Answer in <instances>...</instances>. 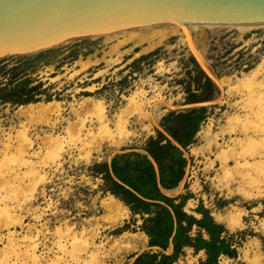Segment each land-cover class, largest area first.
I'll use <instances>...</instances> for the list:
<instances>
[{"label": "rangeland", "instance_id": "374dc122", "mask_svg": "<svg viewBox=\"0 0 264 264\" xmlns=\"http://www.w3.org/2000/svg\"><path fill=\"white\" fill-rule=\"evenodd\" d=\"M153 24L0 56L2 75L42 53L31 65L20 66L33 80L30 86L42 83L41 93L36 95L39 101L30 103L59 101L64 107L59 124L52 129L41 123L45 117L41 113L19 114V107L29 103L0 102V264H30L33 244H37L35 253L42 264H130L135 253L149 250L148 238L138 227L139 215L132 216L121 200L101 189L103 180L93 174L92 166L109 163L124 152H145L148 137L163 130L160 121L164 115L195 106H205L207 117L195 142L184 152L189 162L184 179L177 190L164 191L179 197L177 202L185 196L184 208L190 213L199 216L197 209L204 207L229 232H241L237 259L221 257V263L264 264V26L241 30L193 23V39L208 68L219 78H229L230 85L229 92L216 101L222 92L208 77L215 88L212 98L187 103L185 86L193 90L202 87L207 75L189 51L177 23L172 28L167 21ZM151 39L157 44L146 49ZM260 62L256 81L261 84L249 87L237 81ZM154 86L172 107L149 129L145 128L147 121L135 124V136L121 148H105L103 154L90 159L77 151L74 156L65 152L55 159L50 154V142L43 137L54 134L69 140L65 128L80 116L70 104L77 107L83 97L92 96L102 102L109 118H114L133 91L143 89L149 98L156 93ZM47 96L51 100L46 101ZM55 116L51 115L52 121ZM85 116L89 125V113ZM23 132L32 141L30 146L25 145ZM216 134L217 139L208 145L207 140ZM31 165L45 174L36 184H32ZM110 195L120 202L114 209L103 203ZM5 201L15 218L7 225L2 211ZM58 239L67 250L77 251L85 242L87 248L78 251L74 259L57 247ZM10 245L18 256L11 254ZM200 257L186 249L175 264H198Z\"/></svg>", "mask_w": 264, "mask_h": 264}, {"label": "trees", "instance_id": "16d2710c", "mask_svg": "<svg viewBox=\"0 0 264 264\" xmlns=\"http://www.w3.org/2000/svg\"><path fill=\"white\" fill-rule=\"evenodd\" d=\"M42 56L34 58L6 69L0 75V102L27 104L39 101L42 83L30 86L33 81L26 76L23 65L31 63ZM4 67H0L2 71ZM7 74V75H5ZM202 88L201 91H199ZM212 81L205 76L203 86L191 89L185 86L186 102L198 103L209 100L214 93ZM208 92V94L205 93ZM46 101L51 100L47 96ZM207 117L205 106H195L186 110H172L160 121L163 130H157L146 140L143 150L115 155L107 161L94 163L93 174L99 175L103 183L101 189L121 200L128 207L132 216L139 215V229L148 236V245L166 250L169 241L172 252L144 251L138 254L131 264H173L185 247L193 248L197 253L204 250L205 256L198 264H220V255L237 258V245L241 232L228 233L222 223L216 222L208 209H197L199 218L184 210L185 196H170L162 191L176 187L186 174L189 165L184 156L185 150L196 140L201 123ZM195 230L193 231V227ZM204 233L207 237H204ZM232 264V263H231Z\"/></svg>", "mask_w": 264, "mask_h": 264}, {"label": "water", "instance_id": "95a60500", "mask_svg": "<svg viewBox=\"0 0 264 264\" xmlns=\"http://www.w3.org/2000/svg\"><path fill=\"white\" fill-rule=\"evenodd\" d=\"M163 21L177 23L190 38L189 22H263L264 0H0V56L45 50ZM190 50L217 84L216 77Z\"/></svg>", "mask_w": 264, "mask_h": 264}, {"label": "bare ground", "instance_id": "6f19581e", "mask_svg": "<svg viewBox=\"0 0 264 264\" xmlns=\"http://www.w3.org/2000/svg\"><path fill=\"white\" fill-rule=\"evenodd\" d=\"M193 23L194 24L195 23H202V24H214V25H228V26L236 27V28L241 29V30L249 29V28H252L255 26H262V25L264 26V21L263 22H229V23L189 22L187 24V27H188V32H189L190 38L186 37L185 34L183 33L184 37H185V43L189 44V48H188L189 51H191L190 50V48H191L193 50V52L196 54L201 65L210 73H212V72L208 68V63L205 60L203 54L197 48L195 41L193 39V35L191 32V25ZM172 24L173 23L171 22V28H172V26L176 25V24H173V25ZM146 25L152 26L154 24L148 23V24L133 25V26L125 27V28L120 29V30L118 29L115 31H111V32H119V31H122L125 29H132L133 27H135V28L143 27V26L146 27ZM111 32H109V33H111ZM109 33H106L104 35H107ZM165 34H166V32H165ZM165 34H163V35H165ZM161 35H159V36H161ZM152 41H153V39L149 40L150 45L148 44L149 46H147L146 49H150L154 45L157 44L156 41H154V42H152ZM260 71H261V62L254 69H252L251 71H249L246 74H243L242 77H238L237 81L243 85L248 84L249 87L253 86L254 83L261 84V82L256 81L257 76H258ZM214 76L216 77L217 86L221 89V92H222L221 97L218 98V101H220L223 98L222 96H223V94H225V91L229 92L228 86L230 85V81H229V78H227V77L226 78H219L216 75H214ZM224 87H225V89H224ZM89 89L93 90L94 86L93 85L89 86ZM152 89L155 90L156 93L153 94L152 96H150L149 98L145 96L147 91H145L143 89L133 91L128 97H126L127 103H126L125 107L119 109V111L114 114V118H109L107 111L105 110V107L103 106L102 102L99 99H96L92 96L83 97L77 103V105H76L77 107H74L75 104H70V108L73 111L79 112L78 114H80V116L79 117L76 116L78 118L76 121L68 122V124L65 128V133L70 138L69 140L67 139V141H66L65 137H62L59 135H54V134H51L47 137H43V138L47 139L48 142H50V144H49V147L51 148L50 154H52L53 158L55 159L58 157L61 158L62 154L65 152H68L71 154V156H74L73 152L77 151L78 155H80V156L82 155L86 159H88V158L90 159V158H93L97 155L103 154L104 153L103 150L105 148H111L113 151H116L117 149L121 148L123 145H125L130 140L131 137L135 136L136 130L132 129V127L135 124H143L145 121H147L148 123L145 126V128L149 129L151 125L157 123L159 118L165 112L166 108L172 107L173 104H171V102H169L168 100L163 99V97L160 94V90H157L158 88H156V86L152 87ZM163 106H164V108H162ZM63 109H64L63 102L49 101V102H38L35 104L29 103L25 106H20L18 112L20 115H24L27 113L28 114L29 113H41V114H43V116H45L43 118V120L41 121V123L49 125L52 129H56L57 125L59 124L58 118L60 116V112ZM82 113H84V114L82 115ZM88 113H89V125H87V116H85ZM54 114H56V116H55V119L52 121L51 115H54ZM133 117H135L133 119L134 121L132 120ZM217 136H218V134L212 136L211 139L209 137H207V138H209L207 140V144L211 145L212 142L217 139ZM23 138L25 141V145L30 146L32 141L29 140V138H26L24 132H23ZM22 161L25 162V160H22ZM26 161L27 162H25V164L26 163H32L31 161L29 162V160H26ZM223 163H226V161H223ZM33 166L34 165H31V169H32L33 178L35 180L32 179L33 180L32 184H36L38 181L44 179L45 174L42 173V171H43L42 169L35 170V167H33ZM174 189L177 190V187ZM103 201H104L103 203L106 205V207L111 208V209L118 207L120 204L119 200L114 198V196H111V195ZM7 204H8L7 201H5L4 208L2 209V211L6 214V215L3 214L6 225L8 223H11V220L15 219L13 214L11 213L12 212L11 207ZM111 209H109V210H111ZM237 218H238V216H237ZM116 219H114V220L116 221ZM56 243H57V247L59 249H62L65 252L67 251V252L71 253L73 255L74 259L76 257V253L78 251H82V250H85L87 248L86 242H85L84 247L80 248L77 251L67 250V246H66V244L63 243L62 239H58V241ZM36 246H37V244H33L31 246V248L29 249L32 251L30 253L31 254L30 260L32 262L30 264H42L40 256L36 255V253H35ZM72 247H73V245H72ZM10 252H11V254L14 253L16 256H18V253L16 254L15 247L11 246ZM10 257L11 256H9V258ZM73 257H72V259H73ZM16 260H17V258H16ZM10 264H18V263L16 261H13ZM25 264H29V263L26 261Z\"/></svg>", "mask_w": 264, "mask_h": 264}, {"label": "crops", "instance_id": "0c3cea01", "mask_svg": "<svg viewBox=\"0 0 264 264\" xmlns=\"http://www.w3.org/2000/svg\"><path fill=\"white\" fill-rule=\"evenodd\" d=\"M143 153H145V152H143ZM183 179H184V177H183ZM182 179V180H183ZM182 180L179 182V184L182 182ZM179 184L176 186V187H178L179 186ZM162 191L164 192V193H166V191H164V189L162 188ZM167 194V193H166ZM184 210L186 211V212H188V213H190L189 211H187L185 208H184ZM210 212V211H209ZM190 214H192V213H190ZM194 215V214H193ZM210 215H211V213H210ZM194 216H196V215H194ZM201 216V214L199 213V216H196L197 218H199ZM212 216V215H211ZM213 217V216H212ZM213 219L216 221V222H218V223H221V222H219V221H217L214 217H213ZM223 224V223H222ZM224 225V224H223ZM225 226V225H224ZM226 228V227H225ZM227 229V228H226ZM195 230V226L193 227V231ZM228 231V230H227ZM144 233V232H143ZM229 233H232V232H229L228 231V233H226V232H223L222 233V235H228ZM234 233V232H233ZM145 234V233H144ZM146 235V234H145ZM146 237L148 238V236L146 235ZM204 237H207V234L206 233H204ZM147 247L149 248V250H151V251H153L154 249H158L159 251H162V252H164V253H171L172 252V243H171V240L169 241V246H168V248L166 249V250H163L162 248H159V247H156V246H149L148 245V242H147ZM186 249H192V251H193V253L194 254H200L201 255V257L200 258H203L204 256H205V253H204V250H199L197 253H195L194 252V250H193V248H191V247H185L184 248V250L186 251ZM149 250H146V251H149ZM144 252V251H143ZM154 252H158V251H154ZM140 253H142V252H138V253H135L134 255H133V257H132V259L134 260V258L138 255V254H140ZM221 257H226V258H228V259H230V260H235V259H237V258H235V259H232V258H229V257H227V256H225V255H220L219 256V259H218V261H219V263L220 264H223V263H221V261H220V258ZM199 258V259H200ZM132 260V261H133ZM132 261H131V263H132ZM198 262H199V260H198ZM130 263V264H131ZM173 264H175V262L173 263ZM231 264V263H230ZM233 264V263H232Z\"/></svg>", "mask_w": 264, "mask_h": 264}]
</instances>
